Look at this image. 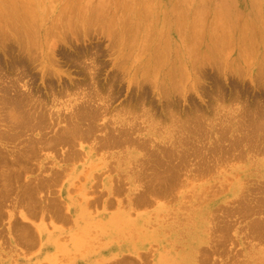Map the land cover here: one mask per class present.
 Instances as JSON below:
<instances>
[{
    "label": "rangeland",
    "instance_id": "1",
    "mask_svg": "<svg viewBox=\"0 0 264 264\" xmlns=\"http://www.w3.org/2000/svg\"><path fill=\"white\" fill-rule=\"evenodd\" d=\"M0 21V252L34 242L18 212L61 211L77 156L136 190L141 264H264V0H0Z\"/></svg>",
    "mask_w": 264,
    "mask_h": 264
},
{
    "label": "crops",
    "instance_id": "2",
    "mask_svg": "<svg viewBox=\"0 0 264 264\" xmlns=\"http://www.w3.org/2000/svg\"><path fill=\"white\" fill-rule=\"evenodd\" d=\"M67 159L68 171L58 174L61 211L47 213L46 205L34 207L26 211L29 222L18 212L15 228L33 229L34 242L29 244V239L17 235L0 252V264H116L124 260L141 264L142 259L150 260V249H143L144 217L136 203L138 195L116 174L117 163L99 157L84 163L77 156Z\"/></svg>",
    "mask_w": 264,
    "mask_h": 264
},
{
    "label": "bare ground",
    "instance_id": "3",
    "mask_svg": "<svg viewBox=\"0 0 264 264\" xmlns=\"http://www.w3.org/2000/svg\"><path fill=\"white\" fill-rule=\"evenodd\" d=\"M151 1H152V0H151ZM250 1H251V0H250ZM205 4H206V3H205ZM205 6H207V5H205ZM175 7H176V6H175ZM175 7H174V8H175ZM256 7H257V6H256ZM143 8H144V7H143ZM148 8H149V6L146 8V10H147ZM180 8H181V7H180ZM202 8H203V7H202ZM206 8H207V7H206ZM206 8L204 7V9H205L204 12H206V10L208 9V8H207V9H206ZM218 8H219V7H218ZM176 9H177V8H176ZM181 9H182V8H181ZM181 9H180V10H181ZM146 10L143 9L144 12H145ZM149 10H150V9H148V11H149ZM182 10H183V9H182ZM182 10H181V13H182ZM202 10H203V9H202ZM217 10H218V9L216 8V12H217ZM251 10H252V9H251ZM17 12H18V11H17ZM149 12H150V11H149ZM149 12H148V13H149ZM176 12H177V11H176ZM204 12H203V13H204ZM218 12L220 13V11H218ZM145 13H146V12H145ZM148 13H147V14H148ZM181 13H180V15H181ZM183 13H184V11H183ZM193 13H194V12H193ZM219 13H218L217 16L223 14V13H220V14H219ZM18 14H19V13H18ZM198 14H199V12H198ZM207 14H208V13H207ZM194 15H195V14H193V17H194ZM204 15H205V16H204L205 19H204L203 17H202V19H204V21H206V13H205ZM261 15H262V12H261ZM22 16H23V15H22ZM184 16H185V14H184ZM221 16H222V15H221ZM221 16H220V17H221ZM9 17H10V16H9ZM220 17H219V18H220ZM262 17H263V16H262ZM10 18H11V17H10ZM145 18H146V16H145ZM165 18H166V17H165ZM180 18H182V17H180ZM214 18H215V16H214ZM221 18H222V17H221ZM23 19H24V18H23ZM25 19H26V17H25ZM25 19H24V20H25ZM28 19H29V18H28ZM30 19H31V18H30ZM175 19H176V21H177V18H175ZM12 20H13V19H12ZM95 20H96V19H95ZM181 20H182V19H181ZM185 20H186V19H185ZM194 20H195V18H194ZM194 20H193V21H194ZM221 20H225V19L222 18ZM239 20H240V19H239ZM33 21H35V20H33ZM33 21H32V22H33ZM90 21H91V20H90ZM92 21H93V19H92ZM168 21H169V20H168ZM183 21H184V20H183ZM183 21H182V24L185 22V21H184V22H183ZM198 21H199V20H198ZM216 21L218 22V20H216ZM216 21H215V22H216ZM0 22H1V21H0ZM24 22H25V21H24ZM177 22H178V27H177V30H178V28H179V22H180V21H177ZM177 22H176V24H177ZM239 22H240V21H239ZM13 23H14V21H13ZM25 23H26V22H25ZM27 23H28V22H27ZM34 23H35V22H34ZM70 23L72 24V22H68L69 25H70ZM152 23H153V22H152ZM168 23H169V22H168ZM180 23H181V22H180ZM191 23H197V22L194 21V22H191ZM202 23L204 24V23H206V22H202ZM224 23H225V21H224ZM247 23H248V22H247ZM203 24H202V25H203ZM211 24H212V23H211ZM216 24H217V23H216ZM245 24H246V23H245ZM245 24H243V25H244V26L248 25V24H246V25H245ZM251 24H252V23H251ZM251 24H250V26H251L250 28H252V25H251ZM185 25H186V24H185ZM192 25H193V24H191V26H192ZM195 25H196V26H199V25H197V24H195ZM195 25H194V26H195ZM202 25H201V26H202ZM214 25H215V24H214ZM220 25H223V24H220ZM263 25H264V24H263ZM263 25H262V26H263ZM14 26H17V25H14ZM71 26H72V25H71ZM180 26H182V25H180ZM194 26H193L191 29H193ZM203 26H204V25H203ZM205 26H206V25H205ZM210 26H211V25H210ZM233 26H235V25L233 24ZM244 26H243V28H246V27H244ZM248 26H249V25H248ZM229 27H230V26H229ZM14 28H16V27H14ZM180 28H181V27H180ZM183 28H184V27H183ZM189 28H190V27H189ZM199 28H200V27H197V29L195 28V29H196V32H198V30H200ZM233 28H235V27H233ZM243 28H241V31H242ZM250 28H248V29L250 30ZM263 28H264V27H263ZM168 29H169V28H168ZM191 29H190V30H191ZM201 29H205V27H204V28H201ZM213 29H214V28H213ZM182 30H183V29H181V31H182ZM243 30H245V29H243ZM259 30H260V29H259ZM192 31H193V30H192ZM192 31H191L190 33H192ZM215 31H216V30H215ZM234 31H235V30H234ZM250 31H251V30H250ZM250 31H249V32H250ZM177 32H178V31H177ZM182 32H183V31H182ZM182 32H181V33H182ZM196 32H195V33H196ZM200 32L203 33V30H200ZM245 32H247V31H245ZM245 32L242 33V34H243V37H244V35L247 36V34H245ZM252 32H253V33H252ZM252 32H251V34H252L251 37L255 34V40H256V33L254 32V30H253ZM260 32H261V30H260ZM183 33H184V32H183ZM188 33H189V32H188ZM198 33H199V32H198ZM198 33H197V35H199ZM202 33H201V34H202ZM213 33H214V32H213ZM218 33H219V32H218ZM261 33H262V32H261ZM167 34H168V32H167ZM134 35H135V34H134ZM168 35H169V34H168ZM195 35H196V34H195ZM203 35H204V34H203ZM207 35H209V34H207ZM214 35H217V34L214 33ZM218 35H219V34H218ZM259 35H260V34H259ZM259 35H258V37H260ZM262 35H264V34H262ZM262 35H261V36H262ZM29 36H30V34H29ZM160 36H161V35H160ZM163 36H164V35H163ZM166 36H167V35H166ZM180 36H181V35H180ZM223 36L226 37V35H223ZM168 37H169V36H168ZM182 37H183V35H182ZM189 37H190V35H189ZM193 37H194V33H193V35H192L191 38H193ZM200 37H201V36H200ZM208 37H209V36H208ZM217 37H218V36H217ZM217 37H216V39H219V42H220L221 38H220V37L217 38ZM225 37H224V39H225ZM238 37H239V36H238ZM241 37H242V36H241ZM249 37H250V36H249ZM186 38H187V36H186ZM212 38H213V34H212ZM227 38H228V37H227ZM33 39H34V38H33ZM37 39H38V38H37ZM161 39H162V38H161ZM161 39H160V41H161ZM194 39H195V37H194ZM194 39H193V40H194ZM199 39H200V38H199ZM34 40H35V39H34ZM133 40H134V39H133ZM168 40H169V38H168ZM191 40H192V39H191ZM196 40H197V39H196ZM210 40H211V39H210ZM210 40H209V41H210ZM213 40H214V39H213ZM225 40H226V39H225ZM243 40H244V39H243ZM253 40H254V39H253ZM255 40H254V41H255ZM260 40H262V39H260ZM31 41H32V40H31ZM158 41H159V39H158ZM169 41H170V40H169ZM169 41H168L167 44H169ZM211 41H212V40H211ZM211 41H210V42H211ZM214 41H215V40H214ZM214 41H213V43L217 42V41H215V42H214ZM222 41H223V37H222ZM226 41L229 42V43L231 42L230 40H226ZM226 41H225V42H226ZM34 42H35V41H34ZM34 42H33V41L30 42V45H32L31 43H34ZM132 42H133V41H132ZM135 42H136V41H135ZM135 42H133V43H135ZM166 42H167V37H166ZM166 42H164V43H166ZM194 42H195V41H194ZM198 42H199V41H198ZM219 42H218V44H217V45H218V47L216 48L217 50H218V48H220V44H219ZM252 42H253V41H252ZM260 42H261V41H260ZM133 43H132V45H133ZM160 43H161V42H160ZM160 43H159V44H160ZM189 43H190V42H189ZM196 43H197V42H196ZM220 43H222V42H220ZM253 43L256 45V42H253ZM197 44H198V43H197ZM199 44H200V43H199ZM199 44H198V45H199ZM215 44H216V43H215ZM34 45H35V44H34ZM160 45H161V44H160ZM165 45H166V44H164V48H165ZM194 45H195V44H194ZM217 45H215V47H216ZM133 46H134V45H133ZM169 46H170V45H169ZM187 46H188V44H187ZM195 46H196V45H195ZM257 46H258V45H257ZM192 47L194 48V46H192ZM200 47H201V45H200ZM200 47H199V48H200ZM258 47H259V46H258ZM157 48H158V47H157ZM157 48H156V49H157ZM159 48H160V47H159ZM159 48H158V49H159ZM168 48H169V47H168ZM199 48H198V49H199ZM228 48H229V47H228ZM263 48H264V47H263ZM156 49H155V50H156ZM158 49H157V50H158ZM161 49H162V48H161ZM166 49H167V48H166ZM241 49H242V50L244 49V50L246 51V48H241ZM159 50H160V49H159ZM162 50H163V49H162ZM167 50H168V49H167ZM217 50H216V51H217ZM226 50H227V47H226ZM244 50H243V51H244ZM165 51H166V50H165ZM175 51H176V50H175ZM192 51H193V50H192ZM252 51H253V50H252ZM158 52H159V51H158ZM193 52H195V49H194ZM193 52H192V54H193ZM197 52H198V51H197ZM223 52H225V50H224ZM246 52H248V50H247ZM254 52H255V51H254ZM155 53L157 54V52H155ZM155 53H154V54H155ZM160 53H161V52H160ZM160 53H159V54H160ZM164 53H165V52H164ZM164 53H163V54H164ZM175 53L178 54V52H175ZM225 53H226V52H225ZM227 53H228V55L230 54L229 52H227ZM244 53H245V52H244ZM159 54H157V55H159ZM163 54H162V55H163ZM196 54H197V53H196ZM221 54H222V53H220V56H221ZM223 54H224V53H223ZM241 54H242V52H241ZM250 54H252V53L250 52L249 55H250ZM249 55H248V56H249ZM160 56H161V55H160ZM175 56H176V55H175ZM192 56H193V55H192ZM196 56H197V55H196ZM196 56H195V57H196ZM245 56H246V54H245ZM248 56H247V58H248ZM195 57H194V58H195ZM228 57H229V56H228ZM191 58H192V57H191ZM208 58H209V57H208ZM208 58H206L205 60L208 61V60H209ZM243 58H244V56H242V59H243ZM247 58H246V59H247ZM186 59H187V58H186ZM196 59H197V58H196ZM244 59H245V58H244ZM154 61H155V60H154ZM165 61H166V59H165ZM168 61H169V60H168ZM168 61H166V62H168ZM179 61H180V60H179ZM222 61H223V60H222ZM234 61H235V60H234ZM234 61H233V62H234ZM159 62H160V61H159ZM161 62L164 63L163 61H161ZM202 62H203V61H202ZM248 62H249V60H248ZM162 63H161V64L158 63V64L162 65ZM174 63H175V62H174ZM179 63H180V62H179ZM245 63H246V62H245ZM219 64H221L220 60H219ZM160 65H159V66H160ZM167 65H168V64H167ZM167 65H164V67L167 66ZM179 65H180V64H179ZM247 65H248V64H247ZM150 66H151V65H150ZM150 66L147 67V70H148V68H149ZM180 66H181V65H180ZM192 66L195 67V65H192ZM196 66H197V64H196ZM154 67H156V65H155ZM170 67H171V66H170ZM173 67H175V64H174ZM261 67H262V66H261ZM157 69H159V68H157ZM168 69H169V68H168ZM173 69H174V68H173ZM192 69H194V68H192ZM149 70H150V68H149ZM149 70H148V71H149ZM242 70H243V69H242ZM156 71H158V70H156ZM174 71H175V69H174ZM169 72H171V71H169ZM179 72H180V71H179ZM154 73H155V72H154ZM154 73H153V74H154ZM174 73H175V72H174ZM167 74H168V73H167ZM180 74H181V73H180ZM187 74H188V73H187ZM170 75H171V74H170ZM184 75H186V74L184 73ZM156 76H157V75H156ZM182 76H183V75H182ZM187 76H188V75H187ZM176 77H177V76H176ZM183 77H184V76H183ZM169 79H170V78H169ZM179 80H180V79H179ZM179 80H178V81H179ZM183 80H184V79H183ZM185 80H187V79H185ZM185 80H184V81H185ZM172 81H173V80H172ZM169 82H171V81H169ZM175 82H176V81H175ZM172 83H174V82H172ZM179 83H180V82H179ZM179 83L177 82V84H179ZM174 85H175V84H174ZM172 86H173V85H172ZM178 86H179V85H178ZM174 87H177V85H175ZM174 87H173V88H174ZM171 89H172V88H171ZM169 90H170V89H169ZM22 118H23V117H22ZM40 118H41V116H40ZM262 203H263V202H262ZM254 211H255V210H254Z\"/></svg>",
    "mask_w": 264,
    "mask_h": 264
}]
</instances>
